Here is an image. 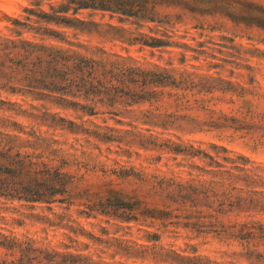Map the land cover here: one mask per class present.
<instances>
[{
    "label": "rangeland",
    "instance_id": "obj_1",
    "mask_svg": "<svg viewBox=\"0 0 264 264\" xmlns=\"http://www.w3.org/2000/svg\"><path fill=\"white\" fill-rule=\"evenodd\" d=\"M68 1L45 4V0H29L30 8L44 10L46 7L49 9L47 12L68 5L70 9L67 15L81 20L72 27L48 24L64 36V41L53 39L51 42L54 44L96 55H104L105 51L111 55L131 56L145 66L184 67L206 74L219 72L233 83L264 93V49L260 47L264 44V37L240 34L237 30L238 27H252L251 23L236 26L228 18L196 13L198 0H194L192 10L188 11H185L189 7L186 0H84L89 4L78 8V5L69 4ZM102 5L109 9H102ZM24 7L18 0H0V35L38 41V35L32 32H25L22 36L12 32L11 18L22 20ZM32 25L40 26L34 22ZM126 37L148 41L149 37H155L174 43L152 48L140 41L128 44L124 39ZM181 43L198 49L197 45L201 43L203 47L200 48L205 52L197 54L174 46ZM181 54L184 58H181ZM209 62L220 66L210 65ZM192 65L197 68H192ZM213 97V100L206 102L210 108L233 114L236 107L229 102L231 95L215 92ZM0 99L14 104L6 106L17 107L27 113L40 114L45 111L54 114L43 116L42 120L24 113H18L14 118L27 128L34 127L44 136L53 137L60 142L58 147L67 149L71 156L64 160L66 166L62 171L73 176L75 184L82 190L91 188L95 192L94 187H102L103 192L104 184L112 182L110 187L129 191L131 196L134 186L116 174L123 170L164 173L178 179H188L192 174L197 179H211L209 174L201 172L203 174L199 175L200 171L192 167H204L202 153L195 157L182 154L180 150L186 145H192L200 152L212 153L211 144H216L229 150L228 155L242 154L250 161L246 165L249 169L246 175L254 184L235 193L250 199V210L223 217L220 215L219 220L226 225L258 222L264 227V139L256 133L245 135L231 130H214L205 125L201 131L188 132L187 127L181 130L173 127L162 129L141 124L137 121L138 116L149 108L147 104L130 106L128 110L117 107L119 113L86 115L62 108L51 98L26 92L0 91ZM262 110L264 106L260 102L255 111ZM161 111L171 112L174 108L165 110L163 105ZM175 113L197 117L199 121L206 119L204 112L195 108L177 110ZM167 142L180 144L181 148L174 150L166 147ZM83 211L86 209L76 204H33L0 198V233L30 238L35 241L32 248L41 252L46 249L48 253L57 251L82 255L95 264L197 263L193 258L209 260L211 264H256L245 257L240 241L227 235L199 233L180 225L166 226L159 219L140 224L118 221L94 211L89 214ZM154 232L158 237H151L150 234ZM193 240L196 243H192ZM177 241H183V246ZM263 248L264 245L260 249ZM1 251L10 252L5 249ZM31 255L42 258L35 252Z\"/></svg>",
    "mask_w": 264,
    "mask_h": 264
},
{
    "label": "trees",
    "instance_id": "obj_2",
    "mask_svg": "<svg viewBox=\"0 0 264 264\" xmlns=\"http://www.w3.org/2000/svg\"><path fill=\"white\" fill-rule=\"evenodd\" d=\"M68 3L78 5L77 8L89 4L84 0H70ZM107 7L102 5V9H109ZM69 9L68 5H64L47 12L24 7L22 20L11 18L12 32L16 36L32 32L38 35V41L0 35V91L26 92L51 98L62 108L86 115L119 113L117 107L128 110L130 106L147 104L149 108L138 116L137 121L141 124L162 129L173 127L181 130L187 127L188 132L201 131L205 125L210 129L231 130L245 135L256 133L264 139V110L255 111L260 102L264 106V93L233 83L219 72L206 74L184 67L145 66L131 56L111 55L105 51L104 55H96L54 44L51 42L53 39L64 41V36L48 24L72 27L74 23H81V20L67 15ZM32 22L40 26L35 27ZM124 39L128 44L140 41L152 48L174 43L155 37H149L150 41L134 37ZM174 46L197 54L205 52L200 48L203 47L201 43L197 45L199 49L186 43ZM181 56L184 58L183 54ZM191 67L197 68L194 65ZM215 92L231 95L229 102L236 107L233 114L216 111L206 104L214 99ZM6 104L14 105L0 99V198L33 204H76L83 206L86 209L83 212L87 214L94 211L122 222L143 224L150 219H159L166 226L180 225L199 233L227 235L240 241L247 259L256 264L264 263V251L260 249L264 245L262 225L251 221L226 225L219 220L220 215L223 217L250 210V199L235 193L254 184L246 175L249 171L246 165L250 162L246 156L228 155L229 150L216 144H211V153L200 152L192 145L181 148L180 144L167 142L169 146L166 147L174 150L181 148L182 154L189 157L202 153V157H198H201L204 167H192L200 171L199 175L209 174L211 179H197L193 174L188 179H178L164 173L123 170L116 174L134 186L131 196L129 191L110 187L112 182L104 184L103 192L102 187H94L95 192L91 188L82 190L75 184L73 176L62 171L66 166L64 160L71 156L67 149L58 147L60 142L53 137L44 136L34 127L27 128L14 118L16 114L24 113L42 120L43 116L51 113H27ZM163 105L165 110L174 108V111H161ZM192 108L203 111L206 119L199 121L197 117L175 113ZM150 235L158 237L155 232ZM34 243L30 238L20 239L12 234L0 233V253L4 249L10 251L1 253L0 264H41L42 261H45L43 264L96 263L82 255L57 251L48 253L46 249L41 252L32 248ZM32 252L42 258L33 257ZM193 259L197 261L195 264H211L209 260Z\"/></svg>",
    "mask_w": 264,
    "mask_h": 264
},
{
    "label": "clouds",
    "instance_id": "obj_3",
    "mask_svg": "<svg viewBox=\"0 0 264 264\" xmlns=\"http://www.w3.org/2000/svg\"><path fill=\"white\" fill-rule=\"evenodd\" d=\"M59 2L61 0H45V4H58ZM18 3L23 4L25 7H32L29 0H18ZM193 3L194 0H186L189 7L185 11L192 10ZM44 10L49 11L46 7ZM195 12L211 13L218 18L231 19L236 26L251 23L252 27L243 29L238 27L237 30L240 34H255V37H264V0H198ZM260 47L264 49V44H261ZM19 238L23 239V237ZM177 243L183 246V241H177ZM192 243H196V241L193 240ZM261 250L264 251V249Z\"/></svg>",
    "mask_w": 264,
    "mask_h": 264
}]
</instances>
